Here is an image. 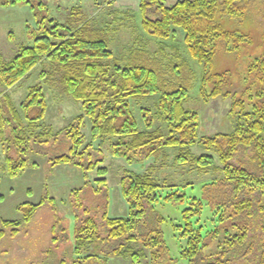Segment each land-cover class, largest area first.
I'll return each instance as SVG.
<instances>
[{
  "label": "trees",
  "instance_id": "obj_1",
  "mask_svg": "<svg viewBox=\"0 0 264 264\" xmlns=\"http://www.w3.org/2000/svg\"><path fill=\"white\" fill-rule=\"evenodd\" d=\"M23 1L33 10L46 8L44 2L34 4L32 0H0V6ZM259 1L180 0L167 5L165 0H141L142 28L159 41H175L180 37L188 53L203 66L204 72L199 77L189 60L164 64L158 53L149 54L141 46L132 48L126 60L117 57L109 35L115 20L103 28L91 25L90 20L74 28L70 24L56 23L52 18L49 20L52 27L43 26L32 45H25L12 60L0 63V82L7 87H13L30 74L43 58L55 63L58 71H63L60 79L63 91L81 102L83 112L69 130L73 140L69 153L51 161L54 164L76 163L85 170L96 168L98 177L94 193L97 195L103 193V188L107 191V168L96 167L92 162L85 167L74 161L75 157L83 160L85 155L81 129L86 116L92 121V139L117 138L118 141L111 145L113 153L130 162L143 157L157 159L161 167L166 163L168 151L178 150L176 162L203 172L211 168L221 172L219 178L201 188L200 198L194 195L196 197L191 199H188L189 185L162 184L150 173L122 176V192L129 203V212L123 217H111L106 209L102 232L96 216L85 209L87 217L83 221L80 219L82 222L76 227L74 239L76 259L81 258L78 264H106L103 258H96L99 254H89L90 245L94 252L100 250L105 257L114 253L128 264H179L164 236L165 218L156 209V204L162 200L182 206L181 217L170 224L177 239L187 240L180 256L185 263L264 264V49L247 67L246 87L232 86L227 70L213 72L220 48L225 52L238 51L245 41L249 44L251 29L248 27L257 20L260 9L251 5ZM46 20L43 18L37 25H43ZM161 52L164 53L163 48ZM194 85L205 102L219 97L231 98L230 132L200 133V112L188 106ZM153 97L156 109L152 117L148 109H141L147 129L143 130L131 101L140 103ZM2 99L0 155L7 142L9 145L15 142L18 148L33 137L40 141L51 137V131H39L48 109L43 83L30 86L26 101L20 104L24 115L9 94L5 93ZM156 117L164 124L162 128L154 127ZM6 129L11 130V136H5ZM193 147H200L202 152L194 153ZM25 148H21L24 153ZM217 160L220 164L216 166ZM17 162L7 153L6 167L0 166L15 176L28 165L25 159ZM1 178L0 175V181ZM250 178L259 184L257 190L252 186L249 190L246 186ZM3 198L0 193V200ZM54 198L51 197L50 202L54 203ZM45 201L22 202L18 206L20 218L0 216V240L9 228L13 235L19 234V229L33 220ZM204 203L219 214L217 225L213 229L208 227L207 236L203 226L197 227ZM229 209L233 211L228 219L234 221L232 225L238 231L232 234L227 230L228 241L222 251L215 257L205 256L204 245L201 246L203 239L206 238L204 243L210 242L219 234L218 226L224 223ZM113 241L111 252L104 249L105 244L111 247ZM61 263L65 264L63 260Z\"/></svg>",
  "mask_w": 264,
  "mask_h": 264
},
{
  "label": "rangeland",
  "instance_id": "obj_2",
  "mask_svg": "<svg viewBox=\"0 0 264 264\" xmlns=\"http://www.w3.org/2000/svg\"><path fill=\"white\" fill-rule=\"evenodd\" d=\"M32 1L34 4L44 2L46 8L33 10L32 6L25 1L12 4V6H0V63L3 60H12L25 45H32L35 36L42 33L43 26L52 27L49 21L52 18L56 23L70 24L74 28L89 20L91 25L103 28L106 27V23L115 20L109 35L112 49L120 59L126 60L132 48L141 46L147 49L149 54L158 53L164 64H169L171 61L179 63L181 59H186L189 60V64L194 68L198 77L204 72L202 64L192 58L187 51L186 44L180 37L176 38L175 41L173 39L172 41H159L142 28L141 0ZM177 1L180 0H165V3L170 5ZM251 6H257L260 9L257 20L248 27L251 29L250 38L247 39L249 44H245L247 42L245 41L243 43L245 45L242 44L238 51L231 49L225 52L220 48L213 63V72H225L227 70L226 75H228L229 82L239 89L246 87L245 73L248 65L257 55L262 54L264 49V0H260ZM45 17L47 20L44 24L38 26L37 23ZM162 48L164 53L161 52ZM56 66L52 61L43 58L37 67L30 71V74L13 87H7L0 82V102L5 93L9 94L13 104L21 111L22 115L24 112L20 104L26 101L30 86L38 84V82L43 83L48 109L46 118L40 124L39 131H51L49 134L51 137H47L48 139L44 138L40 141L38 137L31 138L29 143L24 145L26 148L24 146L17 148L15 142L10 145L7 142L2 146L3 154L0 155V165L6 167L4 158L7 153H11L18 162L25 159L28 165L15 176L10 175L5 167L4 171L0 166L2 177L0 193L4 195V198L0 200V216L6 219L20 218L22 214L18 206L22 202L39 203L43 199L46 201L33 215V220L30 223H25L19 229V234L13 235L11 228L7 229L6 235L0 240V264H62V260L65 264H78L77 261H80L81 258L76 259L73 250L74 239L76 227L81 225V222L87 217L85 209L92 216H96L102 232L105 228L103 226V214L106 209L111 217H123L128 214L129 203L122 192L120 181L122 176L126 174L143 175V173H150L154 177H158L162 184L165 182L183 186L189 185L187 190L191 192H189L188 199L196 196L200 198L202 187L211 183L214 178L217 179L218 176H221V172L214 168L208 172H203L202 170L191 169L189 164L182 165L176 162L178 150L168 151L165 156L166 163L161 167H158L160 162L157 159L140 157V161L130 162L123 156H116L111 145L118 141L117 138L108 137L94 141L91 137L92 121L86 116L81 129L85 138L82 146L85 155L83 160L75 157L74 161L83 164L85 167L92 162V164L96 163V167L107 168V191L103 188V193L95 194V180L98 177L96 168L85 170L76 163L54 164L51 161L58 155L69 153L73 142L69 130L83 112L81 102L64 93L60 82L63 71H58ZM195 86H193L188 106L200 112V133L216 135L222 131L230 132L232 126L229 116L231 98L219 97V99L205 102L201 99L198 93L199 89ZM155 100L153 97L140 101V103L136 100L131 101L143 130L147 129L141 109H148L152 117L156 109ZM34 113L32 112V114ZM155 119L157 120L154 127L162 128L164 124L157 117ZM6 130L5 136H11V130ZM0 140H2L1 137ZM21 148H25V153L22 152ZM192 151L199 154L202 149L193 147ZM131 157H133L132 152ZM219 164L220 162L217 160L215 165ZM253 181L250 178L246 184L249 190L251 189L250 186L254 187L255 190L259 188V184L256 185V180ZM250 193L254 192L251 191ZM51 197H55L54 203L50 202ZM162 201L156 204V209L160 216H164L167 223L163 226L167 244L171 249V254L178 258V263L187 264L180 257L182 247H186L187 240L177 239L172 224H170V221H176L181 217L182 206ZM202 211L198 216L200 219L197 227L203 226L204 232L207 231L204 234L207 236L210 233V228L213 229L217 225L216 221L219 214L206 204ZM232 211V209L227 210L224 223L218 226L219 234H216L217 236L212 235L214 239L205 243L206 238L203 239L201 246L204 245L202 252L205 256L215 257L219 251H222L225 241L226 245L228 241L226 240L229 236L226 233L227 230L232 234L238 231V228L232 225L234 221L228 219V215ZM106 245L109 244H105L104 249L111 252L115 242L111 243V247L107 248ZM92 248L93 246L90 245L89 254H99V257L96 258H103L106 264H128L126 260L118 258L114 253L112 255L110 253V257H105L103 252L101 253L100 250L94 252ZM82 257L85 258L86 255ZM239 264L244 263L239 262Z\"/></svg>",
  "mask_w": 264,
  "mask_h": 264
}]
</instances>
